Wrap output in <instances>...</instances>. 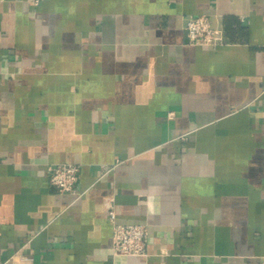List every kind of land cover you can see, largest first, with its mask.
I'll use <instances>...</instances> for the list:
<instances>
[{
  "label": "crops",
  "instance_id": "1",
  "mask_svg": "<svg viewBox=\"0 0 264 264\" xmlns=\"http://www.w3.org/2000/svg\"><path fill=\"white\" fill-rule=\"evenodd\" d=\"M0 264H264V0H0Z\"/></svg>",
  "mask_w": 264,
  "mask_h": 264
},
{
  "label": "built area",
  "instance_id": "2",
  "mask_svg": "<svg viewBox=\"0 0 264 264\" xmlns=\"http://www.w3.org/2000/svg\"><path fill=\"white\" fill-rule=\"evenodd\" d=\"M39 0H35L38 4ZM187 36L191 43L218 46L225 43L223 27H213L206 14L190 16L187 21ZM172 113V112H171ZM81 166L75 162L49 165L50 181L60 191L77 192ZM109 217L113 223V250L115 254L144 255L148 240V228L144 223H122L116 221V210L109 206ZM22 257H26L22 255Z\"/></svg>",
  "mask_w": 264,
  "mask_h": 264
},
{
  "label": "water",
  "instance_id": "3",
  "mask_svg": "<svg viewBox=\"0 0 264 264\" xmlns=\"http://www.w3.org/2000/svg\"><path fill=\"white\" fill-rule=\"evenodd\" d=\"M186 25H187V23H186ZM185 34H187V28H185Z\"/></svg>",
  "mask_w": 264,
  "mask_h": 264
}]
</instances>
